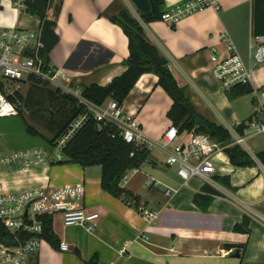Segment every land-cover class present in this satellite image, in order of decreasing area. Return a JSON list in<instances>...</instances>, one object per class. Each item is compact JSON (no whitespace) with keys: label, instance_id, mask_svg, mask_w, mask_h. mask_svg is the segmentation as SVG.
<instances>
[{"label":"crops","instance_id":"crops-1","mask_svg":"<svg viewBox=\"0 0 264 264\" xmlns=\"http://www.w3.org/2000/svg\"><path fill=\"white\" fill-rule=\"evenodd\" d=\"M164 1L163 10L167 11L191 0ZM215 3L184 18L173 28L161 21L143 23L131 0H63L56 18L60 42L50 54V65L64 69L69 85L78 93L92 85L105 87L122 76L127 70L123 63L129 56L128 39L110 19L126 9L142 23L146 37L166 58L179 88L190 96L197 110L207 120L229 130L243 122L233 113L234 99L215 80L211 58L214 49L225 53L232 44L249 62L254 42L252 0H215ZM16 4L17 0H0V28L40 31V20L20 11ZM49 16L54 18V9ZM158 80L154 74L143 75L123 105L125 112L154 141L161 139L162 127L172 123L167 114L173 102L158 86ZM18 84L27 88L25 83ZM251 87L257 94L256 102L264 103V92L258 94L264 91V65L257 68ZM223 114L231 115L233 126L226 123ZM14 118L19 117L0 119ZM7 128L8 122L0 121V156L28 150L19 148L20 145L11 148L15 135H6ZM262 136L249 141L254 140L257 146ZM263 151L264 147L257 155ZM257 155H250L257 163L255 167L240 168L230 162L226 152L217 154L213 159L217 176L229 179L231 187L227 190L231 195L219 191V195L201 205L194 203V197L201 193L205 182L193 178L185 184L177 169L173 170L165 161L164 168L157 169L160 178H154V184L148 187L150 191L144 194L142 182L135 181L140 180L144 166L125 177L123 187L139 196L144 207L104 192L100 167L83 169L76 164H57L51 156L45 164L28 170L18 165L1 169L0 187L6 192L20 193L82 184L85 193L81 206L100 215L92 232L82 227L66 228L61 214L53 216L54 232L60 244H67L70 251L60 252L44 242L26 264H264V165ZM149 162L154 164L155 158ZM130 174L132 177L128 179ZM169 190L173 192L171 197L166 195ZM143 210L157 213V219L149 223ZM245 218L250 220V234L234 232L235 225ZM237 246L242 247L238 258ZM123 247L128 248L125 258L119 256ZM5 248L0 244V252Z\"/></svg>","mask_w":264,"mask_h":264},{"label":"built area","instance_id":"built-area-1","mask_svg":"<svg viewBox=\"0 0 264 264\" xmlns=\"http://www.w3.org/2000/svg\"><path fill=\"white\" fill-rule=\"evenodd\" d=\"M215 0H191L165 11L161 22L177 26L181 20L215 6ZM16 7L25 10L24 0H19ZM41 31H28L18 28H0V118L19 117L21 103H13L9 96H14L18 90H12L6 83H25L29 79L41 81L54 89L78 98L84 105L86 114L73 123L69 131L56 143L55 159H63V150L67 143L82 128L88 120H93L100 126L112 125L117 128L126 143L150 151L157 148L166 156V165L176 167L179 177L187 184L193 178L202 179L205 184L217 192L231 195L225 187L216 180L217 172L213 159L217 154L226 152L228 147L217 143L209 135L194 132L180 133L172 123L162 127L160 140L148 138L137 120L126 113L123 106L114 100H108L102 105L95 104L81 97L69 84V76L62 68L55 69L45 64L39 56L41 46ZM252 56L245 61L232 45L227 46L225 53L213 50L211 62L213 76L223 90L230 91L237 85L252 86L257 68L264 65V35L254 37L251 47ZM223 123L225 121L223 120ZM237 126L230 128L232 146H239L249 151L248 141L264 135V104L257 110L248 128L241 135ZM249 134V135H248ZM54 151L20 150L0 156V169L20 166L23 170L45 164ZM133 156V155H132ZM84 186L69 185L60 188L45 187L42 189L25 190L20 193L6 192L0 187V222L8 232L16 237L25 233L32 238L19 246L5 248L0 252V264H26L30 256L40 251L44 231V218L61 214L66 228L82 227L92 232L100 215L88 212L83 206ZM172 191H167L168 197ZM143 215L149 223L157 219V213L143 210ZM60 252H69L70 247L62 243ZM128 248L123 247L119 256L125 258ZM96 264H116L115 262H99Z\"/></svg>","mask_w":264,"mask_h":264},{"label":"trees","instance_id":"trees-1","mask_svg":"<svg viewBox=\"0 0 264 264\" xmlns=\"http://www.w3.org/2000/svg\"><path fill=\"white\" fill-rule=\"evenodd\" d=\"M62 1L24 0L25 12L40 20L42 38L39 56L47 65H50L51 52L60 42V37L56 33V18L60 15ZM149 3L151 12L141 14L145 24L160 21L165 12L164 0H149ZM53 9L54 18L50 19L49 13ZM110 20L123 30L128 39L129 56L123 63L127 70L105 87L92 85L85 88L81 92V97L98 105L114 100L122 107L140 78L145 74H154L159 79L158 86L173 102L167 118L180 133L194 132L209 135L217 143L228 147L226 154L234 166L255 167L257 163L244 149L231 145L230 132L223 126L207 120L197 110L190 96L179 88L166 58L161 56L158 48L146 37L142 23L126 9ZM252 26L254 37L264 35V0H252ZM26 85L25 94L17 91L14 96L10 95L9 99L13 103H21L20 109L26 112L32 124L29 125L26 121L27 132L31 136L45 138L41 131L51 135V139H45L48 141L49 149L54 151L57 141L69 131L74 122L86 114V109L78 98L64 94L46 83L31 78ZM253 92L251 86L237 85L227 94L229 98H237L251 95ZM22 114L24 113L21 112ZM252 119L253 117L237 126L236 129L241 135L244 134ZM151 156L152 151L149 149L126 143L116 127L109 124L100 126L95 121L88 120L67 143L63 150V159L57 164H76L83 169L98 166L102 171L101 188L104 192L127 203L133 202L136 207H144L146 205L142 204L141 198L125 189L123 183L128 172L140 170L149 162ZM257 158L264 165V151L259 153ZM215 178L223 187L230 189L228 178L219 176ZM216 195L219 193L206 184L201 193L195 195L194 203L196 205L207 203ZM43 222L42 239L53 249L59 250L61 244L54 232L53 217L44 218ZM250 231L248 218L234 227L236 233L248 235ZM31 238L32 235L25 233L16 237L0 222V244L4 247L19 246Z\"/></svg>","mask_w":264,"mask_h":264},{"label":"rangeland","instance_id":"rangeland-1","mask_svg":"<svg viewBox=\"0 0 264 264\" xmlns=\"http://www.w3.org/2000/svg\"><path fill=\"white\" fill-rule=\"evenodd\" d=\"M17 2H19V0H17ZM74 60L78 61V57H74ZM248 60V59H247ZM263 66V65H261ZM260 67V66H259ZM8 85V87L12 90H20L22 94L26 93L27 88L22 85V84H18V83H6ZM18 88V89H17ZM262 90V89H261ZM262 92H258L259 96H261ZM256 98H257V94L253 93L251 95H245V96H241V97H237L236 99L234 97H232L231 99H234L231 101L232 104V110L233 113L239 118V120L241 122H244L246 120H248L250 117H252L254 115V113L256 112V110L262 105L264 104L263 102L260 104L258 102H256ZM23 116L22 117L19 116V118H14V119H10V120H1L0 121H6V123L8 122V128H7V133L6 135L9 134H14L15 135V141L13 143V146L11 147L12 149H17L18 147L14 148L15 145H20L22 147L19 148H28V150L30 151H35V150H43V151H51L49 149V144L48 141L46 139H51V135L47 134L44 131H41V133L43 134V137H34L31 136L28 132H27V126H26V121L29 125H32L31 122L29 121L28 117L26 116V112L21 110ZM224 120L226 121V123H228L229 125L233 126V121L231 118V115H226L223 114ZM214 118L216 119V121H220L221 120L217 117L214 116ZM218 118V119H217ZM14 123V126L13 124ZM222 125V124H221ZM225 126V125H222ZM249 135V134H248ZM27 141H31L32 143L28 144ZM257 141V139L255 140ZM258 144L257 146H255L254 140L252 142L248 141L247 145L249 147V151L248 154H250L251 156H255L257 155L258 152H260V150L264 147V136L261 137L260 140L257 141ZM57 151H54L51 154V157H54L57 155ZM163 154V155H162ZM157 157V158H156ZM153 158H155V162L154 164L152 162H147L144 167L141 169V173L139 175V179L140 180H135L136 182L141 181L142 184L140 185L142 187V194L146 193L151 185H153V179H159L160 176L158 174V168H164L163 167V161H166V156L164 155V153H162L159 149L155 148L152 150V156H151V160H153ZM176 167L172 168L173 170H175ZM177 169V168H176ZM1 170V169H0ZM178 171V169H177ZM132 174L128 175V179H131Z\"/></svg>","mask_w":264,"mask_h":264},{"label":"water","instance_id":"water-1","mask_svg":"<svg viewBox=\"0 0 264 264\" xmlns=\"http://www.w3.org/2000/svg\"><path fill=\"white\" fill-rule=\"evenodd\" d=\"M131 2L141 14H148L151 12L149 0H131ZM235 249L237 250L235 257L238 258L240 256L239 250H241L242 247L237 246Z\"/></svg>","mask_w":264,"mask_h":264}]
</instances>
